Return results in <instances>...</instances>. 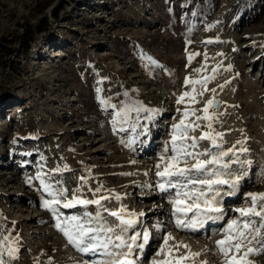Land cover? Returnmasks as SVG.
Here are the masks:
<instances>
[{"label": "rangeland", "instance_id": "1", "mask_svg": "<svg viewBox=\"0 0 264 264\" xmlns=\"http://www.w3.org/2000/svg\"><path fill=\"white\" fill-rule=\"evenodd\" d=\"M213 75L206 90L186 83ZM193 87L195 100L178 104ZM128 88L137 90L147 110L125 119ZM208 100L219 105L209 114L222 148L200 141L197 151H228L229 168L222 171L230 175L223 178H243L234 196H224L223 218L193 237L174 227L155 165L172 125L186 110L203 116ZM186 123L200 125L190 136L208 131L207 121L195 116ZM237 156L243 165L232 162ZM85 163L93 171L85 172ZM41 174L54 191L66 188L69 198L80 188L83 199L112 197L102 200L109 211L123 206L137 214L139 223L125 239L150 233L148 245L133 256L137 264L166 258L154 253L168 232L174 239L165 252L172 250L173 261L187 256L183 264H222L216 242L225 237L216 233L240 219L236 208L251 207L247 193H264V0H0V251L18 250L15 259L5 251L6 264L105 259L79 253L56 228V216L43 207L52 197L37 179ZM57 208L61 221L99 213L120 231L96 205ZM199 242L207 248L194 257L191 248ZM258 244L244 243L238 258ZM249 259L264 264V257Z\"/></svg>", "mask_w": 264, "mask_h": 264}, {"label": "snow or ice", "instance_id": "2", "mask_svg": "<svg viewBox=\"0 0 264 264\" xmlns=\"http://www.w3.org/2000/svg\"><path fill=\"white\" fill-rule=\"evenodd\" d=\"M206 43L210 44L213 41L209 40ZM192 55H199V53ZM192 55L189 56V61H191ZM197 71L200 70L197 69ZM213 78L214 75L197 81L189 78L186 83L200 84L206 90L207 83ZM195 93L196 89L193 87L192 93L185 92L178 97L177 103L184 104L186 97L195 100ZM200 95H203V92ZM101 102L103 103V101ZM214 106L219 107L218 102L208 100L207 106L201 110L204 113L203 116L196 115L195 110L184 111L182 113L184 118L179 123L172 125L171 140L164 146L158 157L159 162L155 165V175L160 178L157 188L161 193L168 194V203L172 205V215L175 217L174 227L193 234L205 229L209 222L223 218L226 214L222 206L223 198L235 195L243 178L242 175H237L232 180L223 178L230 175V173L222 171L229 168V163L224 159L229 156L228 151L213 152L207 147L197 151L200 141H208L213 149L222 148L218 140H222L223 136L215 131L214 116L209 114V109ZM127 114L128 110L126 109L123 113L125 119H127ZM121 115V113H117L118 117ZM190 116H195L196 121H207L208 131L202 132L199 137L190 136V132H195L200 128L198 123H186ZM242 151H246V149H242ZM232 154L236 155L234 152ZM232 162L241 165L245 163L240 161L238 156ZM56 171L59 172L60 169ZM37 179L40 180L44 192L52 197L51 200L43 201V207L56 216V228L67 238V242L81 254L93 256L99 254L105 257V259L90 261L89 264H137L133 256L138 257L150 239V233L146 229L142 233L135 231L130 238L125 239V233L130 229H135L139 223L137 214L129 213L123 206L116 211H109L102 204V200H111L112 197L83 199L81 198V189L77 188L69 198L66 188L61 187L54 191L53 186L44 180L43 174L39 175ZM80 180L83 183L87 182L84 177H80ZM221 185H227L230 190L222 191L218 187ZM99 191L100 188H97L96 193ZM120 199L119 195L115 196L116 201H120ZM246 202L251 204V207L235 209L240 219H232L223 232L216 233L225 237V239L216 242L217 254L224 257L222 264H252L250 256L264 257V239L261 238L264 233V193H247ZM89 205H96L113 217L117 222L116 226L120 229L119 233L116 232L115 227L107 226V222L99 213L92 217L85 211L82 216H72L65 221L60 220L57 206L87 208ZM93 220L98 222V226H92ZM157 228L162 230L160 225H157ZM4 239L7 241L8 238ZM173 239L171 232L166 233L163 244L159 245V250L154 253L156 256H165L166 258L151 260V264H183V260L189 258L185 256L173 261L172 250L169 249L165 252L169 240ZM237 240L240 242L237 243ZM257 240H259V244L256 247L249 246L243 252V257L238 258L244 248V243L251 245L253 241ZM181 246L175 245L177 249ZM183 247L187 246L183 245ZM133 249H137V251L134 253ZM5 251L9 259H15L18 250L8 247L6 250L0 251V264H6V260L3 258ZM233 252L235 254H232ZM193 255L198 256L199 253Z\"/></svg>", "mask_w": 264, "mask_h": 264}, {"label": "trees", "instance_id": "3", "mask_svg": "<svg viewBox=\"0 0 264 264\" xmlns=\"http://www.w3.org/2000/svg\"><path fill=\"white\" fill-rule=\"evenodd\" d=\"M136 93L137 90L130 88L124 91L125 99L122 101L123 103L121 105V113H124L127 109L128 110L127 116L131 114H135L137 116L143 110H147V106L143 104V101L141 99H138ZM84 167H85L84 171L87 173L93 171L92 165H87L85 163Z\"/></svg>", "mask_w": 264, "mask_h": 264}, {"label": "bare ground", "instance_id": "4", "mask_svg": "<svg viewBox=\"0 0 264 264\" xmlns=\"http://www.w3.org/2000/svg\"><path fill=\"white\" fill-rule=\"evenodd\" d=\"M59 52V51H58ZM56 55H62L61 53H58V54H56ZM149 151V150H148ZM144 154H147V150H145L144 151ZM234 196V195H233ZM191 215V214H190ZM209 223H211V222H209ZM206 228H207V226H206ZM187 233H189V232H187ZM190 234H192V233H190ZM192 236L194 237V236H196V234H192ZM189 241V240H188ZM187 241V242H188ZM258 241V243H259V240H257ZM186 242V243H187ZM190 242V241H189ZM256 242V241H255ZM253 243H254V241H253ZM185 245V244H184ZM188 245H189V247H190V243H188ZM199 245H201V246H199V247H196V249H193L194 247H192L191 249H192V251L191 252H193L194 254L195 253H202V252H204L205 251V248H207V246L206 245H204V244H201L200 242H199ZM205 253V252H204ZM88 257H91V255H87ZM194 257H197V256H194ZM201 257V256H200ZM204 260V259H203ZM70 264H85V262L84 261H81L80 259H79V261H77V262H72V263H70Z\"/></svg>", "mask_w": 264, "mask_h": 264}]
</instances>
